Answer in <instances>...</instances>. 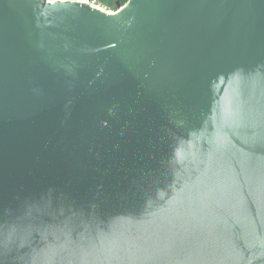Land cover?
Returning a JSON list of instances; mask_svg holds the SVG:
<instances>
[{
	"label": "water",
	"instance_id": "obj_1",
	"mask_svg": "<svg viewBox=\"0 0 264 264\" xmlns=\"http://www.w3.org/2000/svg\"><path fill=\"white\" fill-rule=\"evenodd\" d=\"M0 264H264V0H0Z\"/></svg>",
	"mask_w": 264,
	"mask_h": 264
},
{
	"label": "built area",
	"instance_id": "obj_2",
	"mask_svg": "<svg viewBox=\"0 0 264 264\" xmlns=\"http://www.w3.org/2000/svg\"><path fill=\"white\" fill-rule=\"evenodd\" d=\"M50 1H54V0H50ZM74 1L88 3V4H90L91 6H94V7L102 8V9H105V10H110L104 4H102L100 0H74Z\"/></svg>",
	"mask_w": 264,
	"mask_h": 264
},
{
	"label": "trees",
	"instance_id": "obj_3",
	"mask_svg": "<svg viewBox=\"0 0 264 264\" xmlns=\"http://www.w3.org/2000/svg\"><path fill=\"white\" fill-rule=\"evenodd\" d=\"M109 9H115L116 2L119 1L120 4H124L127 0H100Z\"/></svg>",
	"mask_w": 264,
	"mask_h": 264
},
{
	"label": "rangeland",
	"instance_id": "obj_4",
	"mask_svg": "<svg viewBox=\"0 0 264 264\" xmlns=\"http://www.w3.org/2000/svg\"><path fill=\"white\" fill-rule=\"evenodd\" d=\"M110 10H114V9H110Z\"/></svg>",
	"mask_w": 264,
	"mask_h": 264
}]
</instances>
